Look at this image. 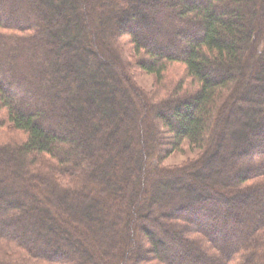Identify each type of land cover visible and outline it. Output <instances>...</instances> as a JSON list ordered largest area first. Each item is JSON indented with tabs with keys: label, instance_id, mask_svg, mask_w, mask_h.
<instances>
[{
	"label": "trees",
	"instance_id": "trees-1",
	"mask_svg": "<svg viewBox=\"0 0 264 264\" xmlns=\"http://www.w3.org/2000/svg\"><path fill=\"white\" fill-rule=\"evenodd\" d=\"M115 1L120 13L103 23L110 53L91 35L100 12L90 0H0V264H97L77 263L76 247L58 237L72 231L92 246L84 224L101 228L116 218L124 245L140 232L157 255L166 245L153 224L169 220L185 231V220L195 221L184 239L195 247L194 263L183 250L167 262L159 256L164 264H264V0ZM138 16L153 27L140 29ZM132 68L155 77L150 96L132 86ZM128 91L173 135L170 142L151 122L145 140L137 133ZM237 132L235 158L252 157L231 171L230 199L201 184L194 206L153 214L162 198L146 185L158 188L174 175L201 179L190 171L217 164L220 149L234 151L228 137ZM186 150L199 156L162 166L167 154ZM136 161L132 177L128 165ZM251 197L259 205L241 224L242 212L229 204L245 206ZM123 198L132 207L120 219L110 210ZM168 232L170 245L179 237ZM142 258L136 251L134 260Z\"/></svg>",
	"mask_w": 264,
	"mask_h": 264
},
{
	"label": "rangeland",
	"instance_id": "rangeland-1",
	"mask_svg": "<svg viewBox=\"0 0 264 264\" xmlns=\"http://www.w3.org/2000/svg\"><path fill=\"white\" fill-rule=\"evenodd\" d=\"M89 5L94 10V12L97 11L100 12L99 16H96L97 19L100 20V22L99 21L96 22L98 37L92 33L91 35L93 36V40L98 38L100 39V41L104 40L105 43V38L103 37L104 35L103 23L106 22L107 20L113 19L118 14L119 3H117L115 0H90ZM41 8H42L41 6L38 7L36 6L35 10L38 11ZM97 14L98 12L96 13V15ZM4 15L5 13H0V16H4ZM136 20L137 23L140 25V29L142 30H150L153 27V24L148 23L146 21L144 22L143 20H141L139 16ZM137 34H141V30H138ZM121 41L127 42V38H123ZM51 43H54V39H51ZM104 46H105L104 49L111 53V49L109 46H107L106 43L104 44ZM173 46L174 43L172 45L170 44L168 48L174 49ZM60 50L61 51L63 50V46H61ZM76 54H78V58H79L80 57L79 51H77ZM114 59L117 60L118 58L114 57ZM173 69H175L176 73H178V77L181 75L183 76L184 70L182 69L181 66L176 65L173 67ZM127 74L128 77L131 78L130 79L131 84L134 88L140 90L141 92L147 94L148 96L152 94V90L155 85L154 84L155 77L153 75L142 72L136 68L127 70ZM172 74L173 71L169 70L167 73V77ZM76 87L77 86L75 85L74 87L75 90ZM123 88L127 89V85L124 84ZM124 99L126 98H123V100ZM127 99L129 100V102L136 111V115L134 116V121H136V125H137L136 130L138 134L142 135L143 139L144 138L146 139L148 132L150 133V130L148 131L146 130V128L148 127L147 125L150 122L156 126L158 133L160 134L161 138H163L162 140L167 139L170 142L173 139V135L171 133H167L165 126H161L160 123L153 121L152 117H150L151 115L149 114L148 110L141 105L140 100L135 95V91L134 94L128 91ZM152 100L153 98H151V101ZM27 102L28 100L22 103L27 104ZM241 136H242L241 133L237 132L236 134L230 135L228 137V141L232 143L231 145L233 146L234 151H231L230 147L226 150V152L220 149L218 152V156L221 157V159L220 161L217 162V164L207 165L203 169H192L190 171L192 173L195 172L196 174H199L198 176H200L201 179H198V177H191V175H189V178L186 180L183 179L178 180L179 176L174 175V176H165L166 181H168V183L158 188L146 185L145 192H147L148 190L156 191L161 195L162 198L161 203H159L157 207L151 208L153 214L154 213L159 214L160 212H169V211L171 212V210L175 208L176 205H180V204L194 206L197 203L194 197L197 196H195L196 193L194 194L193 190L195 189L197 192L204 193V191L202 190L200 191L196 189V186L199 185L202 186L201 184L211 185L212 188L215 187L219 195H221L222 197L227 195L226 198L230 199L235 192V187L232 184L233 181H231L230 178L231 171L234 168L237 169L241 167L246 161V159L248 160L249 157L250 158L252 157V152L249 151L248 156L247 153L246 155L244 154L245 156H239L238 158L237 157L235 158L236 151L240 149L239 141ZM165 147L167 148V146ZM162 148L163 147H160V149ZM198 154H199L198 150H186L182 153H170L161 159V164L164 167L173 168L176 166H180L188 162L189 160L190 161L194 160L199 156ZM139 167L140 165L138 164V161H136L135 164L129 163L128 168L130 169L128 170H131L130 174L132 177L135 176L136 170L137 171L140 170ZM147 177H149L150 180L158 179V176L155 174L147 173ZM98 198L101 199L103 197H98ZM130 202L131 201L126 200L125 198L119 200L118 202L114 201L113 203H116V206L113 205L114 210H110V213L113 214L116 213L117 217H119L120 219L124 218L126 216L127 211H129V209H131L132 207V204ZM259 202H260L259 198L251 197L245 202L246 203L245 206H243L242 204H229V205L231 209H238L239 211L242 212L241 218L239 219L240 221L239 223H241L242 219L247 217V211H251L255 209L259 205ZM26 208L24 207L22 209L25 210ZM97 216L98 214H96L93 210H91L90 218L94 217L96 219ZM177 217L178 214L176 218ZM215 219L216 221L218 220L217 218ZM120 221L121 220H118V218H116L115 221L111 220L109 222L108 219V224L103 223L101 225V228H99L97 224L94 225L93 227H90L85 223L84 228H82V231L87 236L88 235L92 236V239L95 242L92 246H86V247L83 246L82 241L73 233H71L72 231L64 230V233L66 234L67 238L65 239V236H59L58 238L60 239V243L63 242L65 243V245H70L72 243V245L76 247L77 251L75 254V258L77 263L85 262L87 258L91 257L94 261H96L97 264H164L162 260L159 259V256L164 258L165 259L164 261L167 262L168 259L176 257L177 251H183V250L187 251V255L185 259L194 263L193 256L195 255V247L192 244L191 246L189 244L184 243L185 242L184 239L188 238L187 230L193 228L195 221L186 219L185 222L187 223V226H185V228L187 230L185 231L183 230L179 231V229L175 228V226L169 225L168 222L169 220L168 221L161 220L157 224H153L152 227L156 236L163 239L164 244L162 245H166L165 248L164 247L159 248L158 255L157 253H154L151 250L152 246L150 241L146 240L145 237L142 236L140 232L138 235L133 236L134 240H132L133 241V244L131 243L132 245L130 243L124 245V243H122L119 239V237L121 236L120 233H122L123 231ZM72 222H73L72 225H75L78 228L81 227L80 226L81 222H79L78 220H73ZM228 227L232 231V233L235 232V230L237 229V225H233V224L228 225ZM55 230L58 231L57 229ZM112 230L114 231L113 234H112ZM168 230H170V232L172 233H177L179 237L176 240L173 239L170 245L168 244L170 241ZM231 231H226L227 234L218 235L217 239L224 240V238L227 237ZM8 232L10 231L8 230ZM42 233H45V231L44 232L42 231ZM63 239L65 240V242ZM110 239H112V241L114 240L113 244L110 243ZM81 245L83 246L84 250H80L79 247ZM126 249H128V251ZM136 251L141 253L144 259L142 258L140 260L139 259L134 260ZM97 257L99 260H97Z\"/></svg>",
	"mask_w": 264,
	"mask_h": 264
}]
</instances>
